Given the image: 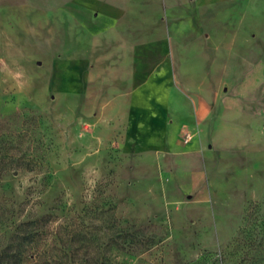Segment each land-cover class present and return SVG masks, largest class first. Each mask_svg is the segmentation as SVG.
I'll list each match as a JSON object with an SVG mask.
<instances>
[{"label": "rangeland", "instance_id": "rangeland-1", "mask_svg": "<svg viewBox=\"0 0 264 264\" xmlns=\"http://www.w3.org/2000/svg\"><path fill=\"white\" fill-rule=\"evenodd\" d=\"M16 15L29 23L28 11ZM21 28L22 71L15 53L0 59V133L13 161L0 175V253L18 224L36 220L21 264H264L263 116L250 127L228 119L240 138L213 139L204 162L180 144L165 151L153 130L140 140L103 120L108 107L77 84L46 85L28 60L45 48Z\"/></svg>", "mask_w": 264, "mask_h": 264}, {"label": "crops", "instance_id": "crops-1", "mask_svg": "<svg viewBox=\"0 0 264 264\" xmlns=\"http://www.w3.org/2000/svg\"><path fill=\"white\" fill-rule=\"evenodd\" d=\"M24 25L46 85L77 84L103 120L153 130L165 151L204 162L213 139L240 138L228 119L264 118V0H0V59L15 53L21 71Z\"/></svg>", "mask_w": 264, "mask_h": 264}, {"label": "trees", "instance_id": "trees-1", "mask_svg": "<svg viewBox=\"0 0 264 264\" xmlns=\"http://www.w3.org/2000/svg\"><path fill=\"white\" fill-rule=\"evenodd\" d=\"M6 138L0 133V175L9 170L13 164L12 154L9 153L6 146ZM29 169L32 168L29 162L24 163ZM36 220L24 221L15 227L10 235L8 242L0 253V264H21L25 259V252L31 245L36 235ZM43 256L37 257L32 264H60L56 261H48ZM83 264V263H78Z\"/></svg>", "mask_w": 264, "mask_h": 264}]
</instances>
